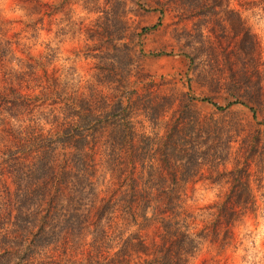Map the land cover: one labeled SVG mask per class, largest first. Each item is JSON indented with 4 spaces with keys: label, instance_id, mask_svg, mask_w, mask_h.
Segmentation results:
<instances>
[{
    "label": "rangeland",
    "instance_id": "374dc122",
    "mask_svg": "<svg viewBox=\"0 0 264 264\" xmlns=\"http://www.w3.org/2000/svg\"><path fill=\"white\" fill-rule=\"evenodd\" d=\"M102 9L127 10L139 48L131 77L155 81L132 84L136 131L162 132L186 106L203 154L221 159L215 180L200 164L177 189V217L198 235L183 264H264V0H0V47L9 49L0 55V91L15 97L44 90V69L62 80L70 71L77 78L66 91L87 92L93 65L87 33L95 32V17L104 19ZM146 111L155 114L154 124ZM32 113L30 121L20 114L22 123L46 130L37 110ZM12 135L4 117L0 147ZM102 139L95 143V171L109 191L116 181L103 171ZM138 231L145 242L158 239L154 222Z\"/></svg>",
    "mask_w": 264,
    "mask_h": 264
},
{
    "label": "trees",
    "instance_id": "16d2710c",
    "mask_svg": "<svg viewBox=\"0 0 264 264\" xmlns=\"http://www.w3.org/2000/svg\"><path fill=\"white\" fill-rule=\"evenodd\" d=\"M102 10L104 19L95 17L96 30L87 33L93 58L87 92L66 91L77 78L70 71L62 80L44 69V90L15 97L0 91V122L6 117L13 133L12 143L0 147V264H183L197 245V233L177 217V189L200 164L215 180L221 159L203 154L186 106L162 132L136 131L129 116L132 84L155 81L131 77L139 48L127 10ZM8 50L0 47V55ZM36 110L46 130L19 117L28 114L30 121ZM145 115L155 123V114ZM101 134L103 171L116 181L109 191L95 171ZM222 209L214 210L217 225ZM150 222L158 239L145 242L138 229Z\"/></svg>",
    "mask_w": 264,
    "mask_h": 264
}]
</instances>
